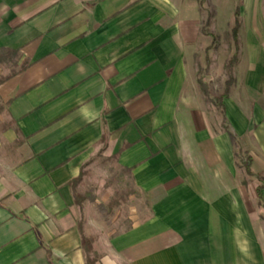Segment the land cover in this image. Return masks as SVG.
Segmentation results:
<instances>
[{
  "label": "crops",
  "instance_id": "crops-1",
  "mask_svg": "<svg viewBox=\"0 0 264 264\" xmlns=\"http://www.w3.org/2000/svg\"><path fill=\"white\" fill-rule=\"evenodd\" d=\"M208 46L193 0H0L23 67L0 81V264H264V40H241L222 113ZM97 153L135 191L126 227L75 205Z\"/></svg>",
  "mask_w": 264,
  "mask_h": 264
},
{
  "label": "rangeland",
  "instance_id": "rangeland-1",
  "mask_svg": "<svg viewBox=\"0 0 264 264\" xmlns=\"http://www.w3.org/2000/svg\"><path fill=\"white\" fill-rule=\"evenodd\" d=\"M195 13L201 24V32L208 37L209 46L195 55L196 84L205 102L217 107V97L225 88V82L232 76L233 68L241 54V40L250 34L264 40V0H193ZM238 10L239 49L231 39L234 13ZM236 54V59L229 61ZM22 64L15 56L0 55V81L14 74ZM246 157L238 156L240 163ZM80 181L74 189L88 207V219L94 218L98 223L110 229L126 227L137 216V197L126 172L119 170L113 160L97 153L85 165ZM84 214L82 220H84ZM117 227V228H116Z\"/></svg>",
  "mask_w": 264,
  "mask_h": 264
},
{
  "label": "trees",
  "instance_id": "trees-1",
  "mask_svg": "<svg viewBox=\"0 0 264 264\" xmlns=\"http://www.w3.org/2000/svg\"><path fill=\"white\" fill-rule=\"evenodd\" d=\"M238 10L235 11L234 13V23H233V27L231 29V39L233 41L234 47H235V53H237L238 49H239V39H238V28H239V20H238ZM236 59V54L235 56L232 57V59L229 61V65H232V63L235 61ZM23 67H21L19 70H22ZM233 77L231 76L226 82H225V88L223 93L217 97V107L219 108V111L222 113L223 112V107L221 104L222 99L226 98L228 93H229V89L231 88L232 84H233ZM243 167L244 170L246 172L247 175H251V172L249 170V159L246 160L243 163ZM258 180L261 183L260 186H258L257 188V194H258V200H259V206L262 207V196H261V190L262 188H264V178L258 176ZM80 181V176L78 178H76L75 180H73L71 182V187L74 188L76 187V185L78 184V182ZM74 202L77 205H81L82 199H80V197L74 193ZM91 243H92V239L91 238H85L82 235V246L84 251L88 254L91 250ZM87 264H91V261L88 259L87 257Z\"/></svg>",
  "mask_w": 264,
  "mask_h": 264
}]
</instances>
